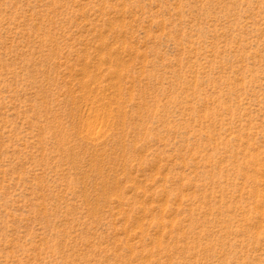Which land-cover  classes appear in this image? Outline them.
Listing matches in <instances>:
<instances>
[{"label": "rangeland", "instance_id": "rangeland-1", "mask_svg": "<svg viewBox=\"0 0 264 264\" xmlns=\"http://www.w3.org/2000/svg\"><path fill=\"white\" fill-rule=\"evenodd\" d=\"M0 264H264V0H0Z\"/></svg>", "mask_w": 264, "mask_h": 264}]
</instances>
